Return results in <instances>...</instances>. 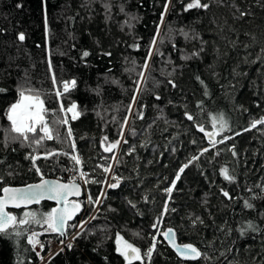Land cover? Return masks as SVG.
<instances>
[{
  "label": "trees",
  "instance_id": "1",
  "mask_svg": "<svg viewBox=\"0 0 264 264\" xmlns=\"http://www.w3.org/2000/svg\"><path fill=\"white\" fill-rule=\"evenodd\" d=\"M190 2L0 0V193L44 176L81 179L82 170V211L93 212L78 231L71 221L72 239L43 260L48 240L38 251L28 237L62 238L43 223L55 202L12 209L41 222L28 217L0 234V264H129L120 238L140 249L131 264H264V123L252 126L264 120V0L185 10ZM20 89L43 99L52 139L36 144L39 129L13 139L6 113ZM213 126L220 141L210 145ZM169 227L202 255H179Z\"/></svg>",
  "mask_w": 264,
  "mask_h": 264
},
{
  "label": "snow or ice",
  "instance_id": "2",
  "mask_svg": "<svg viewBox=\"0 0 264 264\" xmlns=\"http://www.w3.org/2000/svg\"><path fill=\"white\" fill-rule=\"evenodd\" d=\"M209 5L207 3H201V0H191L190 3L187 4L186 9L192 8H208ZM244 15V13H242ZM185 37H187V33H184ZM18 39L20 41L25 40L24 33H19ZM153 45L155 44V40H153ZM89 52H83V56L87 57ZM110 55V53H108ZM151 54H149L150 57ZM194 55H198V53H194ZM188 57H185L187 59ZM147 65H145L146 67ZM55 80V77L53 76ZM63 92H69L70 88H75L76 81H63ZM5 91L4 89H0V92ZM32 90H25L20 89L18 92L19 98L16 100L15 103L11 104L9 109L7 110V118L11 122V131L17 133V136H14L13 139H20L23 140L29 139V133H37L38 129L39 132L44 133L43 136H40L38 139L35 140L36 144L41 143L43 139H52V129L48 126V123L45 119V116L48 110L44 106V101L41 97L36 94H31ZM57 96L62 95L59 90L57 91ZM77 105L72 104L71 107L67 109V112H71L72 116L71 119L75 120L80 115L79 112L76 111ZM189 119H193L191 116L188 117ZM62 124H67L68 120L62 119L59 121ZM221 126H226V121L223 120V117L220 118ZM257 123H264V120L255 121L253 122V127L256 126ZM203 131V128H201ZM69 136L71 135V129H68ZM117 143L112 144L109 148H106V151H111L112 149L117 147ZM54 153H49L47 155H53ZM38 157H34L33 160L37 159ZM77 163H80L79 158L76 156L72 157ZM195 159V158H194ZM184 167H187L185 165ZM105 172L109 171V169H104ZM183 168L180 169L183 172ZM39 171V169H37ZM226 179H233L231 176L228 175L227 169L222 170ZM85 174L81 172V177L83 178ZM176 179H179V175H177ZM87 182V181H85ZM118 186L117 183H113L109 185L111 188H116ZM173 183V187H174ZM167 192L171 193L172 188L166 189ZM3 196H0V234L4 235H11L10 229H14L17 223L23 225L29 223L28 217H31L32 220L39 224L41 221L36 219L35 213H26L25 218L19 219L5 211L6 206L9 203L14 204L16 207H19L21 203L28 204L32 202H39L40 199H43L47 196L49 199L52 200H62L64 202V207L57 210L53 209L51 212L44 214L43 223L48 226V229L51 231L59 232L61 235H64V227L68 220H71L76 212H78L81 208V204L79 202L73 201L70 203L67 200V197L70 195H80V186L75 184L74 182H70L68 184L59 183L56 181H42L40 184L36 185H29L26 189H14V188H4L3 189ZM225 196L228 193H224ZM89 202L91 198H89ZM99 201L97 200L96 203ZM247 207H252L251 204H247ZM156 225H153L155 227ZM249 228L253 226L251 224L248 225ZM254 230V229H253ZM19 235V233H17ZM36 233H33L32 236L28 237L29 243H39L38 240H34L33 237ZM165 238L172 244V247L177 250V252L185 257V258H198L202 255V253L195 248L193 245H178L174 241L173 230L168 229L167 232L164 233ZM118 243L121 245L118 251L129 260V264H131L132 260H139L141 259L140 256V249L135 248L133 245L129 244L127 241H123L122 238L118 240ZM68 248H71L72 245L69 243L67 245ZM155 248V244H153L152 248L149 249L148 254H151L152 249Z\"/></svg>",
  "mask_w": 264,
  "mask_h": 264
},
{
  "label": "water",
  "instance_id": "3",
  "mask_svg": "<svg viewBox=\"0 0 264 264\" xmlns=\"http://www.w3.org/2000/svg\"><path fill=\"white\" fill-rule=\"evenodd\" d=\"M206 136H207V139H208V142H209L210 145L216 144L218 141H220V137H219V135L217 133V126H213L212 128L207 129L206 130ZM42 181H56V182L63 183V184H68L70 182H74L75 184H78L80 186V195L79 196L70 195V196L67 197V200L69 202V205H70L71 202L76 201V202H79L81 204V208H80V210L78 212L75 213V215L73 216V218L71 220H68L66 222L65 227H64V235H63V237L65 238L67 236L66 231H65L67 224L69 222L75 220L81 214L80 212L82 211V206H83L82 205V198H83V196H84V194L86 192L85 182H84V180L79 179V178L64 179V178L57 177V176H44V177H42L41 179H39L37 181H32V182H28L26 184H20V185H7L4 188L26 189L29 185L40 184ZM3 195H4V193L2 191V193H0V196H3ZM44 199H49V198L47 196H45L43 199H40L39 202L41 200H44ZM49 200H52V199H49ZM52 201L55 202V206L53 207V209L59 210V209H61V208L64 207V202L62 200H52ZM35 203H38V202H32V203H28V204L21 203L19 207H16L14 204L9 203L6 206L5 211H7V212H9V213H11V214H13V215L16 216V213L12 209L31 206V205H33ZM168 229H172L173 230L174 241H175L176 244L181 245V246H183V245H190L188 243H184V242H181V241L178 240L175 228L169 227ZM167 230H166V232H167ZM170 245L172 246V244H170ZM195 248H197V247H195ZM173 249L177 252V250L175 248H173Z\"/></svg>",
  "mask_w": 264,
  "mask_h": 264
},
{
  "label": "rangeland",
  "instance_id": "4",
  "mask_svg": "<svg viewBox=\"0 0 264 264\" xmlns=\"http://www.w3.org/2000/svg\"><path fill=\"white\" fill-rule=\"evenodd\" d=\"M32 94V93H31ZM33 95H36V94H33ZM15 103V102H14ZM77 111V110H76ZM45 119H46V116H45ZM264 119V118H263ZM114 158H116V155L114 156ZM112 167L113 166H111L110 168H109V172H110V174H112V171H113V169H112ZM74 172V171H73ZM81 172H82V170H79V172H77V173H75V176H79L82 180H85V178H86V176H84L83 178L81 177ZM74 178H77V177H74ZM109 182H107L106 184H108ZM105 193H106V191L104 190V191H102L101 192V194L99 195V197H98V201H100L101 200V198H102V196H104L105 195ZM89 198H90V196H86V201H88L89 200ZM99 203V202H98ZM98 203H96V206H98ZM82 205H83V198H82ZM93 215V212L92 213H90L89 215H85V210H83V211H81V214L79 215V217H78V219H77V222L75 223V230L77 229V231L89 220V218L91 217ZM33 233H36V235L33 237V239L34 240H38L39 241V243H35V244H33L34 245V247L39 251V250H41V248H42V246L44 245V241H45V239L43 238V235L39 232V231H32V232H30V234H29V236H32V234ZM48 235H52V234H48ZM72 236H73V234H71L70 235V237L71 238H69V237H67V239L66 238H63V240H65V242L67 241V240H71L72 239ZM123 241H125V240H123ZM64 242V243H65ZM49 243V242H48ZM63 243V244H64ZM130 244V243H129ZM49 245H50V243H49ZM120 244H119V248H120ZM61 247V246H60ZM60 247H57L56 249H58V248H60ZM55 249V250H56ZM52 253V252H51ZM51 253H49V254H47V255H44L43 256V260H45L46 258H48L49 256L48 255H50Z\"/></svg>",
  "mask_w": 264,
  "mask_h": 264
},
{
  "label": "built area",
  "instance_id": "5",
  "mask_svg": "<svg viewBox=\"0 0 264 264\" xmlns=\"http://www.w3.org/2000/svg\"><path fill=\"white\" fill-rule=\"evenodd\" d=\"M72 173H73V170L69 168L64 173V176H70ZM75 231H77V229ZM69 238H71V237L69 236ZM44 239L48 240V242L50 243V249L47 253H45V255H47L51 252H54L57 247L62 246L63 243L65 242V240H63V238L55 237L53 235H47L44 237Z\"/></svg>",
  "mask_w": 264,
  "mask_h": 264
},
{
  "label": "bare ground",
  "instance_id": "6",
  "mask_svg": "<svg viewBox=\"0 0 264 264\" xmlns=\"http://www.w3.org/2000/svg\"><path fill=\"white\" fill-rule=\"evenodd\" d=\"M73 225H74V224H73ZM61 237L64 238L63 235H62ZM65 238L67 239V237H65ZM65 244H66V243H65Z\"/></svg>",
  "mask_w": 264,
  "mask_h": 264
},
{
  "label": "flooded vegetation",
  "instance_id": "7",
  "mask_svg": "<svg viewBox=\"0 0 264 264\" xmlns=\"http://www.w3.org/2000/svg\"><path fill=\"white\" fill-rule=\"evenodd\" d=\"M69 223H70V222H69ZM69 223H68V224H69ZM68 224H67V225H68Z\"/></svg>",
  "mask_w": 264,
  "mask_h": 264
}]
</instances>
